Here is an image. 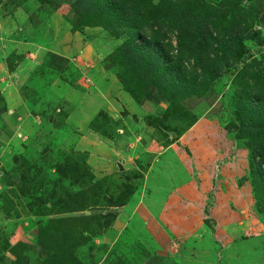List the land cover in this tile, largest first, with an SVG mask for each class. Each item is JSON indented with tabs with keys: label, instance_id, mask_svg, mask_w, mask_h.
Wrapping results in <instances>:
<instances>
[{
	"label": "rangeland",
	"instance_id": "1",
	"mask_svg": "<svg viewBox=\"0 0 264 264\" xmlns=\"http://www.w3.org/2000/svg\"><path fill=\"white\" fill-rule=\"evenodd\" d=\"M46 228L68 264H264V0H0V264Z\"/></svg>",
	"mask_w": 264,
	"mask_h": 264
},
{
	"label": "trees",
	"instance_id": "2",
	"mask_svg": "<svg viewBox=\"0 0 264 264\" xmlns=\"http://www.w3.org/2000/svg\"><path fill=\"white\" fill-rule=\"evenodd\" d=\"M180 11V10H179ZM118 14L113 13V10H110V13L108 14V23L111 25L116 17V20H118ZM97 23V22H94ZM232 25V22L228 21L227 18L223 19L222 21V26H224L225 28H228ZM177 40H178V46L180 48L184 47L185 45V35H183L182 33L178 34L177 36ZM199 57V56H198ZM208 58L210 57V55L208 54L207 56ZM199 59V58H197ZM211 59L207 60L208 62H210ZM207 64V62L203 63L202 65ZM133 66L131 65H127L126 66V73L124 77H129V75H133V71L134 69H132ZM136 83V82H135ZM148 83V82H147ZM145 81H142L141 83H139L138 89L133 88L132 85H128V89L131 91V93L133 94L135 99H139V92L138 91H143V88L147 87V84ZM39 241L40 244L43 246V248H45L51 255L52 258L49 261V263L47 264H68L70 263V250L68 249V247L65 244H62L59 239H57L55 237V234L53 232H51L49 229H42L41 233H40V237H39ZM17 246L19 247H24L25 244L24 243H18ZM72 262V260H71ZM78 261L77 260H73L72 264H76Z\"/></svg>",
	"mask_w": 264,
	"mask_h": 264
}]
</instances>
